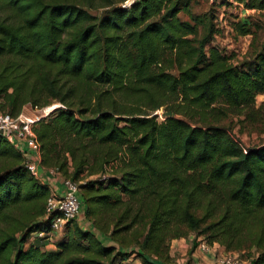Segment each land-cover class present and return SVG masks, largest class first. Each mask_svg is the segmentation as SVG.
Wrapping results in <instances>:
<instances>
[{"label": "trees", "instance_id": "16d2710c", "mask_svg": "<svg viewBox=\"0 0 264 264\" xmlns=\"http://www.w3.org/2000/svg\"><path fill=\"white\" fill-rule=\"evenodd\" d=\"M124 1L0 0V111L61 104L35 123L40 162L78 183L88 222L68 221L42 249L58 214L46 211L49 177L0 138V264H167L169 242L190 231L264 264V143L244 147L229 121L264 95V41L235 60L192 0ZM231 30L250 33L245 21Z\"/></svg>", "mask_w": 264, "mask_h": 264}, {"label": "rangeland", "instance_id": "374dc122", "mask_svg": "<svg viewBox=\"0 0 264 264\" xmlns=\"http://www.w3.org/2000/svg\"><path fill=\"white\" fill-rule=\"evenodd\" d=\"M125 0L122 5H125ZM222 5V6H221ZM191 11L194 13H206L211 11L216 15V23L219 26L220 32L214 38V44L224 49L227 54L234 56L235 60H241L259 48L260 44L264 41V10L246 8L243 2L240 0H192L190 3ZM100 9L91 10L93 14L99 13ZM179 17L184 18L182 13ZM233 21H245L248 23L250 28V33L235 36L234 32L231 30V22ZM164 109H159L156 111L158 116L164 117L166 113H163ZM253 112L251 116L241 115L240 117H232L230 133L237 137L240 143L244 146H253L264 143V95L258 94L256 97V105L252 108ZM24 112L32 114L33 112L26 109ZM38 114V112H34ZM91 176L90 178H94ZM77 222L82 223L83 226L88 225L79 214L76 218ZM67 228L63 226L59 230L47 235L45 238L41 239L39 243H45L42 249L45 250H55V243L57 241L66 239V233L69 232ZM36 234L29 236L28 241L24 244L27 247L31 241H38ZM184 238V240L182 239ZM40 239V238H39ZM198 239H202L201 236H196L195 232L190 231L186 237L172 239L169 242V256L167 264H196L193 260L192 253L189 252L191 247H193L194 242L198 244ZM207 243V242H206ZM173 245V246H172ZM197 247H193L194 249ZM210 247V246H209ZM211 248V247H210ZM230 254H237L242 259L252 261L257 257V251L254 248L243 249L241 251H227ZM227 252H223L222 255H226ZM221 258L214 257V262L210 264H216V260ZM198 262V261H197ZM125 264H144L141 259L135 255L127 258L124 262Z\"/></svg>", "mask_w": 264, "mask_h": 264}, {"label": "built area", "instance_id": "2783aa9c", "mask_svg": "<svg viewBox=\"0 0 264 264\" xmlns=\"http://www.w3.org/2000/svg\"><path fill=\"white\" fill-rule=\"evenodd\" d=\"M126 5L130 4L133 0H126ZM61 106L58 102H53L49 105L42 107L26 104L21 112L12 116L8 112L0 111V138L4 139L14 147L18 148L24 145L25 150V161L24 165L28 170V173L35 177L36 179L43 181L44 172L42 171L44 167L41 166L40 158V146L37 141L36 134L34 131L35 123L42 117L47 116L55 108ZM26 109L31 110L33 113L28 114L24 112ZM38 112V114L34 113ZM23 148V147H22ZM52 173L59 175L57 169L51 168ZM62 190L58 193L54 190H50L47 198L46 211L50 213L51 211H57L58 214L50 223L49 232H40L39 236L49 235L63 226L65 224L78 217L80 212V203L78 199V183L69 179L61 178ZM197 247L207 253L211 250L209 244L198 239ZM216 264H254L252 261L242 259L237 254L226 253V255H221Z\"/></svg>", "mask_w": 264, "mask_h": 264}, {"label": "crops", "instance_id": "0c3cea01", "mask_svg": "<svg viewBox=\"0 0 264 264\" xmlns=\"http://www.w3.org/2000/svg\"><path fill=\"white\" fill-rule=\"evenodd\" d=\"M51 168L52 167L50 168L45 167L42 171L44 173H47V176L49 177L50 190H54L58 193H61V188H62L61 178L59 175H55L54 173H52ZM182 239L184 240V238ZM209 246L211 247V250L207 253L201 251L198 247H196L191 252L193 256V260L196 264H210V262H214L211 261L214 260V257H220L222 253L225 251L224 247L219 245L218 243H213ZM216 261H218V259Z\"/></svg>", "mask_w": 264, "mask_h": 264}]
</instances>
